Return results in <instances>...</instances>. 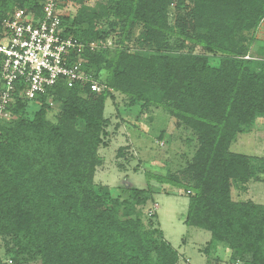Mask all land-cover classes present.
<instances>
[{
  "label": "trees",
  "instance_id": "obj_1",
  "mask_svg": "<svg viewBox=\"0 0 264 264\" xmlns=\"http://www.w3.org/2000/svg\"><path fill=\"white\" fill-rule=\"evenodd\" d=\"M41 7L0 0V18L14 9L41 15ZM60 20L61 35L83 44L82 68L103 88L59 82L31 100L21 86L13 94L10 117H0V264H178L157 214L142 210L152 188H128L124 197V187L113 194L94 183L113 92L140 113L164 107L194 136L185 165L157 179L184 186L183 223L210 233L202 251L222 244L230 263L264 264V203L232 197L263 180L264 169L254 172L251 157L230 150L264 117V51L246 57L264 25V0H98ZM112 31L113 52L101 42Z\"/></svg>",
  "mask_w": 264,
  "mask_h": 264
},
{
  "label": "rangeland",
  "instance_id": "obj_2",
  "mask_svg": "<svg viewBox=\"0 0 264 264\" xmlns=\"http://www.w3.org/2000/svg\"><path fill=\"white\" fill-rule=\"evenodd\" d=\"M64 15L73 16L81 4L93 6L98 0H58ZM249 36V33H247ZM112 31L102 45L105 49L114 50ZM264 51V25L261 24L253 35L246 57H260ZM106 73L101 74L103 79ZM113 98H107L104 105V116L109 119L107 127V146H99L98 155L102 163L96 167L94 183L104 191L113 194L128 188L153 189L152 198L143 206L144 213L157 214V222L164 238L180 254L178 264H241L229 262V250L219 244L209 255L202 250L208 247L210 233L206 230L187 226L183 223L188 198L183 185L158 180L157 176L167 171L182 168L192 156L195 138L190 131L175 125L176 119L162 106H149L140 113L139 104H133L124 95L113 92ZM36 102H29V111L35 110ZM48 118L55 119L59 109L53 104ZM188 139V140H186ZM123 149V155L117 154ZM230 150L251 157L254 172L264 169V117L257 116L247 131L238 133L230 145ZM263 180L250 181L247 190H232L235 200H252L264 203ZM151 211V213H149ZM1 246V241H0ZM8 264H11L7 260Z\"/></svg>",
  "mask_w": 264,
  "mask_h": 264
},
{
  "label": "built area",
  "instance_id": "obj_3",
  "mask_svg": "<svg viewBox=\"0 0 264 264\" xmlns=\"http://www.w3.org/2000/svg\"><path fill=\"white\" fill-rule=\"evenodd\" d=\"M41 4V15L14 9L0 18L1 118L10 117L8 107L20 86L19 95L29 100L59 82L68 87L89 82L93 91L103 88L82 68L83 44L61 35L64 14L58 0H41Z\"/></svg>",
  "mask_w": 264,
  "mask_h": 264
}]
</instances>
